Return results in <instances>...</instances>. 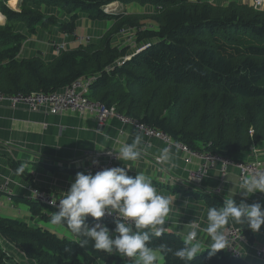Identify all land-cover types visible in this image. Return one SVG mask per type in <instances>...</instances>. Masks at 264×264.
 <instances>
[{
    "label": "trees",
    "instance_id": "obj_1",
    "mask_svg": "<svg viewBox=\"0 0 264 264\" xmlns=\"http://www.w3.org/2000/svg\"><path fill=\"white\" fill-rule=\"evenodd\" d=\"M0 0V93L51 94L77 80L89 81L87 98L125 118L166 134L191 151L233 162L264 143V10L230 2L213 5L206 0H21L18 10ZM16 2H11V5ZM119 2L151 6L150 14L105 13ZM57 8L62 20L43 13ZM79 14L91 21L112 22L98 43L79 44L60 52L51 62L40 54L19 57L25 35L36 28L73 35ZM130 30L126 45L117 41ZM136 47L135 50L133 49ZM129 57V58H127ZM16 169V168H15ZM87 174L86 172H79ZM207 207L221 208L219 194L197 191ZM32 219L61 228L64 236L41 226L0 217V240L35 264H136L134 259L107 255L80 240L66 227L51 223L55 209L27 198ZM109 229L113 220L102 219ZM88 223H94L88 218ZM247 225L242 234L250 237ZM69 236V237H67ZM166 243L176 249L187 243L174 233L152 237L150 246ZM209 248L190 264H257L224 250L211 258ZM169 253L163 264H185ZM0 264H18L0 242Z\"/></svg>",
    "mask_w": 264,
    "mask_h": 264
},
{
    "label": "crops",
    "instance_id": "obj_2",
    "mask_svg": "<svg viewBox=\"0 0 264 264\" xmlns=\"http://www.w3.org/2000/svg\"><path fill=\"white\" fill-rule=\"evenodd\" d=\"M13 1H16L17 9L9 5L10 8L18 10L21 0L8 1V4ZM208 2L219 6L230 2L253 6V0ZM42 11L65 21L69 18L57 8L44 7ZM116 11L125 14H150L153 8L119 2L104 7L105 13ZM1 22L3 23L0 26L4 25L3 16ZM111 26L112 22L91 21L86 15L79 14L73 35L62 34L54 27H50L47 31L36 28L35 34H28L23 24H16L14 31L27 38L19 57L30 58L40 54L43 61L49 63L64 50L76 48L79 44L98 43ZM129 33L128 29L123 30L117 41L126 45L129 41L128 36H131ZM132 47V50L136 49L134 45ZM137 134L143 137L144 151L138 161L124 162L130 168L128 175L134 177L137 173H143L159 193L169 196L175 202L178 208L174 206L169 214L170 222L165 225L166 233H174L186 240L187 233L195 230L198 239L192 243H198L200 252H204L211 244L208 234L203 231L207 227L208 207L205 202L197 199V191L202 189L206 192H214L226 202L228 189L232 187L227 183V177L240 178L238 171L229 168L222 176L220 166L215 165L197 184L190 180V174L199 167L198 159L194 158L191 163H186V154L177 147H169L156 138H147L135 126L122 123L116 117H109L103 127H98L96 118L88 113L79 115L64 112L51 115L45 110L29 112L23 108L0 107V182L8 184V190L12 193L10 196L0 194V217L17 219L31 226H41L55 231L54 228L57 227H52L39 218L32 219L28 206L16 202L15 199L27 198L32 188L62 198L63 192L68 191L76 174L86 172V168L93 161L103 165L112 160L115 167H123L122 161L116 160L114 155L109 156L107 153L110 150L118 151L124 143H132ZM165 147L173 154L175 168L157 162L161 149ZM239 160L244 163L264 161V143L239 155ZM21 169L22 171H18ZM234 199L239 203L241 197L237 195ZM246 202L264 204V194L257 193ZM228 228H235L242 234V225L230 222L224 230ZM61 232L64 231L61 229ZM244 237L246 241L235 244L239 257L246 262L264 264V254L261 257L256 256L257 250L264 249V226L258 233L251 231L249 238ZM0 242L7 252L11 253L10 256L14 257L15 255L9 252L12 250L7 249V245L1 240ZM13 252H16L17 257L14 260L18 264H35L20 252Z\"/></svg>",
    "mask_w": 264,
    "mask_h": 264
},
{
    "label": "clouds",
    "instance_id": "obj_3",
    "mask_svg": "<svg viewBox=\"0 0 264 264\" xmlns=\"http://www.w3.org/2000/svg\"><path fill=\"white\" fill-rule=\"evenodd\" d=\"M108 139V138H106ZM143 137L135 136L132 143H124L118 151L107 154L122 161L123 167L104 168L95 174L77 173L67 192L59 200L58 210L51 216V223L66 227L80 240V246L89 244L107 255L134 259L136 264H163L169 253L166 243L151 247L152 237H162L170 222V212L176 206L167 195L159 193L143 173L130 176V168L124 162L138 161L144 151ZM157 159L175 168L170 149H161ZM98 161H93L98 165ZM18 171H22L18 170ZM228 199L221 208L207 209V227L203 229L211 240L208 255L211 258L226 247L224 229L229 223L247 225V229L258 233L264 226V204H248L246 201L257 193L264 194V172H256L242 179L227 177ZM239 195V203L234 199ZM178 208V207H177ZM113 217L115 227L102 223V218ZM94 221L91 225L88 218ZM198 233L189 231L187 243L175 250L173 255L185 264L200 254Z\"/></svg>",
    "mask_w": 264,
    "mask_h": 264
},
{
    "label": "built area",
    "instance_id": "obj_4",
    "mask_svg": "<svg viewBox=\"0 0 264 264\" xmlns=\"http://www.w3.org/2000/svg\"><path fill=\"white\" fill-rule=\"evenodd\" d=\"M255 8H261L264 4V0H253ZM88 42V41H84ZM89 81L77 80L71 86L63 89L59 92L51 94L44 93H31L29 95H7L0 93V107L6 106L11 109L23 108L29 112H37L45 110L51 115H59L64 112L77 113L79 115L91 114L96 118L97 126L103 127L106 120L109 117H116L122 123H130L135 126L145 137L156 138L163 141L167 146L177 147L181 152L186 154L185 162L191 163L194 158L200 161L199 167L195 172L190 174V180L199 184L201 179L207 171L213 168L215 165L220 166L221 175L224 176L227 169L234 168L238 171L240 179L245 176H251L256 172H264V161L261 162H233L231 160L222 159L217 156H213L207 153H199L191 151L185 145L175 143L164 134L163 132L154 130L137 120L125 118L114 112L113 108H107L104 105L93 102L87 98ZM157 162H160L157 160ZM115 167L112 160L103 165H94L93 162L86 168V173L95 174L97 171L104 168ZM0 194L10 196L12 193L8 190V184L0 182ZM28 200L38 201L45 204L56 211L58 210L59 200L53 195L41 191L36 188H32L29 192ZM91 218V217H89ZM102 219L113 220V217H104ZM227 240L226 247L223 249L227 254L231 256H239L238 251L235 248L237 242L246 241L247 239L239 230L235 228H228L224 230ZM264 254V249L256 251V256L261 257Z\"/></svg>",
    "mask_w": 264,
    "mask_h": 264
},
{
    "label": "rangeland",
    "instance_id": "obj_5",
    "mask_svg": "<svg viewBox=\"0 0 264 264\" xmlns=\"http://www.w3.org/2000/svg\"><path fill=\"white\" fill-rule=\"evenodd\" d=\"M10 1H12V0H10ZM9 5H11V3L8 4V6H9ZM134 5H135V6H136V5L138 6V4H136V3H134ZM263 5H264V4H263ZM9 7H10V6H9ZM11 7L15 9V8L17 7V5L15 6L14 4H12ZM16 9H17V8H16ZM260 10H264V7L262 6V7L260 8ZM0 15H1V14H0ZM1 23H3V22H0V24H1ZM130 39H131L130 36H128V40H129V41H130ZM220 173H221V172H220ZM51 226H52V225H51ZM52 227H54V226H52ZM54 230H55L54 233H56V234L62 236L63 233L61 232V228H54ZM67 237H69V236H67ZM6 247H7V249L12 250V251H9V252H12V254L15 255V256H14V259H15V257H17V256H16V252H13V251H16V250H14L13 248H10L8 245H7ZM10 254H11V253H10Z\"/></svg>",
    "mask_w": 264,
    "mask_h": 264
},
{
    "label": "bare ground",
    "instance_id": "obj_6",
    "mask_svg": "<svg viewBox=\"0 0 264 264\" xmlns=\"http://www.w3.org/2000/svg\"><path fill=\"white\" fill-rule=\"evenodd\" d=\"M14 5L16 6V3L14 2ZM11 6V5H10ZM254 7V4H253ZM255 8V7H254ZM256 9H260V8H256ZM2 21V16L0 15V22Z\"/></svg>",
    "mask_w": 264,
    "mask_h": 264
},
{
    "label": "water",
    "instance_id": "obj_7",
    "mask_svg": "<svg viewBox=\"0 0 264 264\" xmlns=\"http://www.w3.org/2000/svg\"><path fill=\"white\" fill-rule=\"evenodd\" d=\"M203 1V0H202ZM206 1H210V0H206Z\"/></svg>",
    "mask_w": 264,
    "mask_h": 264
}]
</instances>
